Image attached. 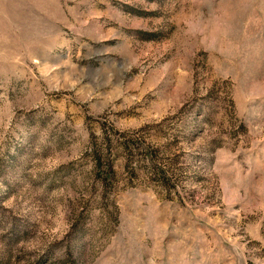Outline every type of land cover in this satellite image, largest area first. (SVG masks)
<instances>
[{
  "label": "rangeland",
  "instance_id": "374dc122",
  "mask_svg": "<svg viewBox=\"0 0 264 264\" xmlns=\"http://www.w3.org/2000/svg\"><path fill=\"white\" fill-rule=\"evenodd\" d=\"M0 264H264V0H0Z\"/></svg>",
  "mask_w": 264,
  "mask_h": 264
}]
</instances>
